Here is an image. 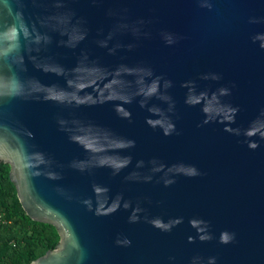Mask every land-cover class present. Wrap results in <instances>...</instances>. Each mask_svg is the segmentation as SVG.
Here are the masks:
<instances>
[{
  "label": "water",
  "instance_id": "water-1",
  "mask_svg": "<svg viewBox=\"0 0 264 264\" xmlns=\"http://www.w3.org/2000/svg\"><path fill=\"white\" fill-rule=\"evenodd\" d=\"M202 2L0 0V28L13 22L19 11L33 36L39 37V43L21 37L16 55L22 63L6 64L3 70L75 95L77 89L65 83L67 71L58 76L40 67L74 69L82 73L73 77L77 88H83L78 99L91 95L97 101L77 108L33 97L0 100V162L10 165L8 177L26 215L52 224L60 236L55 248L30 264H199L200 257L203 264L208 257H215V264H264V0H207L211 8L201 7ZM113 10L118 15H110ZM68 13L71 25L87 31L75 48L64 44L70 42L71 26L58 19ZM140 19L145 21L141 30L150 33L147 38L123 27ZM65 31L68 36L61 35ZM109 33L113 34L109 47L123 45L112 53L98 43ZM164 33L179 39L168 45ZM142 68L173 82L167 90L175 101L169 116L179 135L166 137L159 128H151L140 96L123 105L132 112L131 122L117 115L121 101L116 97L136 92L141 86L136 73ZM212 73L221 79L212 80ZM205 74L208 79L202 78ZM184 82H194L197 92L206 93L201 102L185 103ZM221 87L229 88L230 95H220ZM148 103L165 111L169 107L155 97ZM230 109H238L234 122ZM61 120L72 124L71 131ZM229 127L232 131H225ZM77 132L80 142L70 139ZM109 134L134 139L136 146L120 153L81 147L82 142L93 149L108 148ZM253 142L259 145L255 149L248 146ZM24 147L43 153L52 163L39 170L24 167ZM117 154L132 156L118 174L93 167ZM137 160L144 161L140 169L135 167ZM72 163L87 170L70 167ZM160 164L166 167L163 172L151 171ZM185 164L196 165L203 174L192 178L176 174L175 182L165 186L164 180L172 179ZM51 172L62 178L50 179ZM130 172L152 179H125ZM94 186L109 191L94 194ZM118 194L121 204L131 202L129 209L94 214L106 196L110 203ZM89 198L92 210L83 203ZM137 203L144 209L138 214L141 219L129 223ZM145 216L165 221L181 217L182 223L163 232ZM208 232L213 238L200 241ZM223 232L234 234V240L219 243ZM125 237L130 245L118 243Z\"/></svg>",
  "mask_w": 264,
  "mask_h": 264
},
{
  "label": "clouds",
  "instance_id": "clouds-1",
  "mask_svg": "<svg viewBox=\"0 0 264 264\" xmlns=\"http://www.w3.org/2000/svg\"><path fill=\"white\" fill-rule=\"evenodd\" d=\"M95 2V0H94ZM58 7H63L62 4H58ZM201 7L211 8L212 4L207 2V0H203L200 5ZM126 11V10H124ZM110 15H118L116 11H110ZM71 14H62L58 17L61 21H67L68 24L71 26L72 35L69 38L70 42L65 41L64 44L66 47L75 48L77 45L86 38L87 31L83 29L79 25H71ZM123 20L124 18L121 17ZM145 24L143 19L138 20L135 24H123V27L127 28L132 34L136 37L143 36L147 38L150 33L146 31H142L141 28ZM61 35L68 36V32H62ZM23 37L26 40H30L33 43H39V37H34L31 31L28 29L27 25L23 21V15L21 12L16 11L14 13L13 22L3 25L0 28V100L2 99H15V98H28L33 97L36 99H45V100H54L59 104L65 105H75L77 108L80 107L82 104H95L97 101L94 97L89 95L86 100L78 99L79 92L83 91V88H77V80L73 79V77H78L82 75V73L76 72L74 69L72 70H65L62 66L59 69H53L48 66L40 67V71H53L55 75L58 76H65L66 71L68 72V78L65 80L66 85L69 88L77 89L75 95L72 93L67 92L64 89H56L54 84H44L39 80L35 79H23L18 72H6L3 70L4 65L6 64H16L22 63L17 59V52H18V43L19 40ZM179 37L174 36L171 33H164V40L165 43L168 45H173L177 42ZM113 40V34L109 33L105 36L102 40H100L99 46L103 48H107L110 53L114 52L116 49L122 47L123 45L117 43L112 47H109L110 41ZM127 47L130 49L133 45L129 44ZM261 47H264V44H261ZM132 74V73H129ZM138 79L137 83L141 85L136 92L132 95H120L116 97L121 101V104L117 106L115 111L117 115L125 120L131 122L132 120V112L123 107L124 104H131L135 96H140L143 99L139 101V105L141 108H147V111L150 113V116L146 119V123L153 129L159 128L162 131L164 136H172V135H179V130L176 127V124L173 122L171 117L169 116L170 112L174 111L175 101L172 100V97L168 94V89L172 87L173 82L169 79H165L162 76H154L153 71L151 68H142L137 70ZM203 79H208L209 75L205 74L202 77ZM212 80H219L221 76L217 73H212L210 75ZM91 85H89L90 87ZM235 85L233 84V87ZM181 87L188 89V94L185 97V103L189 105H194L198 102H201V99L206 93L204 92H197L194 82H184L181 84ZM219 94L222 96L230 95L231 90L227 87H221L219 90ZM155 97L156 99L166 102L169 104L168 110L165 111L164 109L149 105V100ZM205 112V116L211 119V114L208 112L207 109H202ZM232 116L230 117L231 121L234 122V115L238 111V109H230ZM209 119H206L204 122L208 123ZM60 123L62 125H67L68 130L71 131L72 124L70 122L61 120ZM74 123V122H73ZM225 131L231 132L232 129L225 128ZM81 134L79 132L75 133L74 135L70 136V139L74 142H80L79 136ZM108 148L104 149H93V145L91 143L85 146L84 143L81 142V147L84 148L85 151H109L115 153H120L127 149H132L136 146V141L134 139H121L116 138L113 135L109 134L108 136ZM250 148L255 149L259 145L257 143H250L248 145ZM22 162L24 167L26 168H33V169H41V166L50 165L52 161L49 158H46L43 153H30L27 151V148L24 147L22 149ZM132 162L131 155H113L107 156L98 161L96 165L93 167H107L111 169L112 175L118 174L122 169L126 168ZM151 163L155 164V161H151ZM70 167L76 168L77 170L83 172L87 170L83 165L72 163L69 165ZM144 166L143 160L136 161V169H140ZM165 165L160 164L158 167H154L151 169L152 172H163L165 170ZM168 171L172 172V168L168 167ZM36 174H39L37 171ZM172 179L164 180V185L168 186L175 182L174 176L176 174L183 175L189 178L197 177L202 175L203 173L196 167L194 164H185L181 165L180 170L177 172H173ZM49 178L53 180L61 179V175L55 172L49 173ZM125 179L129 180H143V181H150L152 179L151 175L141 176L139 172H130ZM94 194L104 193L107 194L109 189L107 187H100L94 186L93 188ZM122 196L118 194L115 199H112L109 203V198L106 196L105 201L101 203L100 207L96 209L95 215H110L116 211H118L121 207L127 210L131 207V202L129 200H123L121 204ZM83 203L88 207L89 210H92V200L85 199ZM139 204L135 207L131 208V213L128 216L129 223H136L138 222L141 217L138 215L139 213L143 212ZM144 219L151 224L154 228H157L163 232H169L171 229L182 223L181 217H176L170 221H165L162 218L156 217L149 219L147 216ZM201 231H204L203 229ZM212 234L208 232L206 235H201L199 237L200 241H209L211 240ZM235 238L234 234H229L227 232H223L220 235L219 243L221 244H228L231 243ZM189 242H193V239H189ZM118 243H122L124 245H130L131 240L125 237L122 241H118ZM199 264H203L201 257L199 258ZM206 264H215V257H208Z\"/></svg>",
  "mask_w": 264,
  "mask_h": 264
},
{
  "label": "trees",
  "instance_id": "trees-1",
  "mask_svg": "<svg viewBox=\"0 0 264 264\" xmlns=\"http://www.w3.org/2000/svg\"><path fill=\"white\" fill-rule=\"evenodd\" d=\"M10 165L0 162V211L5 223L0 225V264H30L40 250L55 247L59 235L56 228L46 222L30 219L19 204L13 182L8 177ZM20 219L21 233H13L10 221ZM10 240H13L11 243Z\"/></svg>",
  "mask_w": 264,
  "mask_h": 264
},
{
  "label": "rangeland",
  "instance_id": "rangeland-1",
  "mask_svg": "<svg viewBox=\"0 0 264 264\" xmlns=\"http://www.w3.org/2000/svg\"><path fill=\"white\" fill-rule=\"evenodd\" d=\"M16 190V189H15ZM16 194V193H15ZM16 197H17V194H16ZM26 214V213H25ZM21 218H23L22 216L19 218L18 216L16 217V219H15V221L17 222V223H15L14 224V221H10V223L9 224H11L13 227L11 228L12 230H13V233H16V234H20L21 233V223H20V219ZM31 219V218H30ZM59 235V234H58ZM60 240V236H59V239H58V241ZM10 242L12 243L13 242V240H10ZM58 243V242H57ZM56 243V244H57ZM55 247H56V245H55ZM54 247V248H55ZM46 251V250H45ZM43 249L42 250H40V252H38V254L39 255H41V254H43L44 252H45ZM38 257V256H37Z\"/></svg>",
  "mask_w": 264,
  "mask_h": 264
},
{
  "label": "built area",
  "instance_id": "built-area-1",
  "mask_svg": "<svg viewBox=\"0 0 264 264\" xmlns=\"http://www.w3.org/2000/svg\"><path fill=\"white\" fill-rule=\"evenodd\" d=\"M6 221H5V219L3 218V214H2V212L0 211V225L1 224H3V223H5Z\"/></svg>",
  "mask_w": 264,
  "mask_h": 264
}]
</instances>
